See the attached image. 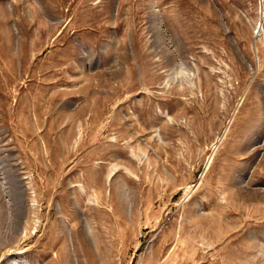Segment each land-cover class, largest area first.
<instances>
[{
	"label": "rangeland",
	"instance_id": "374dc122",
	"mask_svg": "<svg viewBox=\"0 0 264 264\" xmlns=\"http://www.w3.org/2000/svg\"><path fill=\"white\" fill-rule=\"evenodd\" d=\"M100 176L108 215L77 186ZM20 259L264 264V0H0V264Z\"/></svg>",
	"mask_w": 264,
	"mask_h": 264
},
{
	"label": "bare ground",
	"instance_id": "6f19581e",
	"mask_svg": "<svg viewBox=\"0 0 264 264\" xmlns=\"http://www.w3.org/2000/svg\"><path fill=\"white\" fill-rule=\"evenodd\" d=\"M41 21V20H40ZM260 30H258V33H259ZM256 33V32H255ZM138 135V134H137ZM138 153V152H137ZM139 153H141V151H139ZM132 157L134 156V153L132 152L131 153ZM142 155V154H141ZM141 155L139 157H141ZM137 157V156H136ZM142 160V159H141ZM140 160V161H141ZM118 167V165H114L113 168H111L105 179L109 178V176L111 175L112 172L115 171V169ZM127 171H129V169H127ZM127 174V173H126ZM131 174V173H130ZM129 174V175H130ZM118 178V177H117ZM117 178H113L110 180V183H111V189L109 191V194H108V197H106L105 193H104V182H105V179L102 178V176H100L95 182H89L88 180L87 181H83L81 184H77L78 186V190L81 191L84 195H93L94 199L96 200V208L99 209L100 211L103 212V214H110L112 213L113 211H109L108 209H106L103 204H107V202L109 203L110 200H111V196H112V191H113V195H117L118 194V191H120L119 187L120 185L117 184ZM120 179V178H119ZM121 181L123 182V186L124 184L126 183L124 179L121 178ZM16 186H17V199H18V205H20V208H19V213L23 214V198H22V186H21V183L18 179H16ZM116 193V194H115ZM121 193V192H120ZM80 195V194H79ZM122 195V194H121ZM16 197V196H15ZM113 197V196H112ZM100 198V200H99ZM17 201V200H16ZM122 201V200H121ZM121 203V202H120ZM103 206V207H100V206ZM120 208V207H118ZM18 209V208H17ZM113 210V208H112ZM126 211V210H125ZM105 218V217H104ZM81 219H82V223H83V229L84 231L87 233V234H91L92 233V236H95L96 237V234H97V238L100 237V233L102 231V229H100L99 226H96L94 228H92L90 222L86 221V219L81 216ZM107 219V217L105 218V220ZM70 229V228H69ZM95 231H96V234H95ZM99 234V235H98ZM102 239V238H101ZM18 264H28L25 260L23 259H20L18 261Z\"/></svg>",
	"mask_w": 264,
	"mask_h": 264
}]
</instances>
